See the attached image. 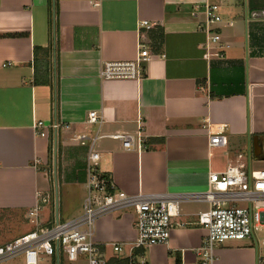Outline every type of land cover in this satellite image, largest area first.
Masks as SVG:
<instances>
[{
  "label": "crops",
  "instance_id": "obj_1",
  "mask_svg": "<svg viewBox=\"0 0 264 264\" xmlns=\"http://www.w3.org/2000/svg\"><path fill=\"white\" fill-rule=\"evenodd\" d=\"M206 5L220 17L207 57ZM141 21L154 27L139 30ZM139 37L151 55L141 77L102 78L103 63L136 59ZM89 112L102 123L88 124ZM36 122L60 127L40 137ZM219 128L227 144L210 147ZM112 133L132 136V148ZM81 135L99 138L90 148ZM254 137L263 157L264 0H0V245L29 232L21 226L36 228L35 208L40 226L78 217L96 152L116 190L180 200L167 244L148 248V263L198 264L206 232L196 220L208 204L197 196L241 151L253 157ZM133 222L131 207L95 220L105 260L121 258L113 244L127 252ZM215 255L216 264L255 258L245 245H220Z\"/></svg>",
  "mask_w": 264,
  "mask_h": 264
},
{
  "label": "built area",
  "instance_id": "obj_2",
  "mask_svg": "<svg viewBox=\"0 0 264 264\" xmlns=\"http://www.w3.org/2000/svg\"><path fill=\"white\" fill-rule=\"evenodd\" d=\"M205 17L201 30L207 36L205 46L207 57L208 42L216 44L220 35L213 33L211 24L220 21L218 7L206 5L203 9ZM154 27L153 23L141 21L139 30ZM144 33L143 31L141 34ZM139 37L136 59L131 62H105L102 65L101 76L104 79H137L141 77L142 64L150 58V54L142 53L147 45ZM87 123L100 125L102 118L96 112H89ZM35 132L45 137V128L56 134L59 124L56 122L47 127L42 122L34 124ZM78 136V139H88L90 148L99 138ZM106 137L120 141L123 150L132 148L133 137L128 134L112 133ZM223 128H219L209 137L210 147L226 146ZM248 159L250 150L247 152ZM237 162L228 165L224 171L211 172L208 175L207 191L197 196L208 204V209L197 214L196 223L206 234L201 246L197 249L198 264H216L215 248L229 241L250 240L253 248L254 264H264V239L258 240L257 234L264 231V170L254 171ZM99 155L89 152L87 157V196L83 202L81 214L71 220L59 221L53 219L45 226L37 224V210L29 215L36 228L27 234L8 243L0 245V264H13L17 259L20 264H60L63 260L76 261L79 257L86 264H105V258L94 240L95 220L113 209L131 207L134 212L135 238L128 245V250L121 244H113L112 251L126 258L128 264H149L145 251L151 246L167 244L172 229V220L179 214V198L172 196H127L116 190L110 178L97 170ZM196 198V197H195ZM44 203V202H42Z\"/></svg>",
  "mask_w": 264,
  "mask_h": 264
},
{
  "label": "rangeland",
  "instance_id": "obj_3",
  "mask_svg": "<svg viewBox=\"0 0 264 264\" xmlns=\"http://www.w3.org/2000/svg\"><path fill=\"white\" fill-rule=\"evenodd\" d=\"M241 159L239 160V163H242L246 166L249 165V168L251 170L254 171H258V170H264V156H259V157H252L251 155H249V159H248V155L246 150L245 151H241ZM51 180H52V175H51ZM48 210V209H47ZM58 211V209H57ZM55 219V217H54ZM23 227V232L27 233L28 231L30 232L31 230L34 229V227L31 226H21ZM257 239L258 240H262L264 239V231L259 232L257 234ZM226 244H231V245H245L247 247H251L252 250L253 248H255V244L250 241V240H241V241H229V242H225L222 245H226ZM44 264H49V260L48 259H44ZM13 264H20V260L17 259L13 262ZM60 264H86L85 259L83 257H79L76 261H68V260H63Z\"/></svg>",
  "mask_w": 264,
  "mask_h": 264
},
{
  "label": "trees",
  "instance_id": "obj_4",
  "mask_svg": "<svg viewBox=\"0 0 264 264\" xmlns=\"http://www.w3.org/2000/svg\"><path fill=\"white\" fill-rule=\"evenodd\" d=\"M105 264H128V260L126 258L112 256L106 259Z\"/></svg>",
  "mask_w": 264,
  "mask_h": 264
},
{
  "label": "water",
  "instance_id": "obj_5",
  "mask_svg": "<svg viewBox=\"0 0 264 264\" xmlns=\"http://www.w3.org/2000/svg\"><path fill=\"white\" fill-rule=\"evenodd\" d=\"M252 151H253V157H259V152H260V147L257 145L256 142V138H253V144H252ZM54 185H55V191H57L56 189V182L54 181ZM56 208H57V203H56Z\"/></svg>",
  "mask_w": 264,
  "mask_h": 264
}]
</instances>
